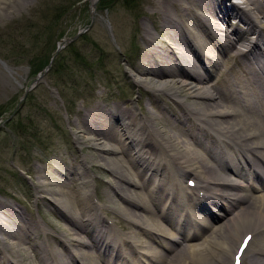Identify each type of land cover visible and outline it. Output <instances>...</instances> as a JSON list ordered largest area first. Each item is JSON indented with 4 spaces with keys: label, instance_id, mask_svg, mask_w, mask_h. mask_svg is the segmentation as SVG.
I'll return each mask as SVG.
<instances>
[{
    "label": "bare ground",
    "instance_id": "1",
    "mask_svg": "<svg viewBox=\"0 0 264 264\" xmlns=\"http://www.w3.org/2000/svg\"><path fill=\"white\" fill-rule=\"evenodd\" d=\"M10 2L0 0V11H9ZM152 6L160 23L152 33L146 28L142 64L132 75L152 90L155 110L141 115L119 105L97 106L87 115L92 122L78 125L85 143L96 150L80 163L99 161L111 174L110 209L126 224L118 226L97 211L105 205L94 183L78 190L72 181L75 171L64 172L60 164L54 166L56 173L39 168L37 190L59 208L65 226L56 228V246L37 242L44 230L24 211L3 205L0 264H233L245 233L256 230L264 238V193L238 192L248 185L228 176L231 165L220 156L237 165L241 160L264 165V94H258L264 90V0H153ZM232 19L236 25L229 32ZM235 88L242 92L236 98L229 94ZM214 137L220 145L213 144ZM84 174L78 176L82 187L90 178ZM187 174L195 175L196 189L205 192L195 202H212L224 212L219 223L205 225L190 215L185 224H175L167 215L174 207L172 193L184 191L176 181ZM244 201L247 205L237 211ZM96 225L108 233L101 229L97 234ZM192 227L204 231L190 236ZM260 246L251 250L262 256L256 264H264Z\"/></svg>",
    "mask_w": 264,
    "mask_h": 264
},
{
    "label": "rangeland",
    "instance_id": "2",
    "mask_svg": "<svg viewBox=\"0 0 264 264\" xmlns=\"http://www.w3.org/2000/svg\"><path fill=\"white\" fill-rule=\"evenodd\" d=\"M76 1L11 0L9 11H0V212L3 205L24 211L49 234L43 231L36 241L53 246L59 240L56 228L65 222L51 198L37 190L39 168L48 174L60 164L64 172L75 171L72 181L78 190L94 183L82 187L78 176L91 175L98 198L109 207L100 211L120 225L123 219L112 212L108 199L111 174L99 161L80 163L96 150L85 143L86 134L78 125L91 121L87 115L97 106L119 105L141 115L155 110L153 93L132 75L142 64L146 28L152 33L160 23L153 0H115L108 10L98 8L100 1ZM78 32L84 33L72 43L64 42ZM61 43L51 71L37 81L35 63L50 59ZM26 89L28 96L22 100ZM10 116L11 122H1ZM263 242L257 236L255 246ZM256 257L249 252L244 264H256Z\"/></svg>",
    "mask_w": 264,
    "mask_h": 264
},
{
    "label": "trees",
    "instance_id": "3",
    "mask_svg": "<svg viewBox=\"0 0 264 264\" xmlns=\"http://www.w3.org/2000/svg\"><path fill=\"white\" fill-rule=\"evenodd\" d=\"M114 1L115 0H101L100 5H99V8H101V9L102 8L103 9L110 8V6L113 5ZM73 50H75V48H73ZM47 63H48L47 58H45L43 61H40V62L35 63L34 68H32L33 69V72L34 73L35 72H39L40 70L43 69V67H45L47 65ZM58 64H61V63L58 62ZM1 114L2 113L0 112V116H1Z\"/></svg>",
    "mask_w": 264,
    "mask_h": 264
},
{
    "label": "snow or ice",
    "instance_id": "4",
    "mask_svg": "<svg viewBox=\"0 0 264 264\" xmlns=\"http://www.w3.org/2000/svg\"><path fill=\"white\" fill-rule=\"evenodd\" d=\"M248 239H251V237H249ZM247 245V240L245 241V246ZM237 264H239V257H237Z\"/></svg>",
    "mask_w": 264,
    "mask_h": 264
},
{
    "label": "water",
    "instance_id": "5",
    "mask_svg": "<svg viewBox=\"0 0 264 264\" xmlns=\"http://www.w3.org/2000/svg\"><path fill=\"white\" fill-rule=\"evenodd\" d=\"M50 66H51V65H49L48 68H50ZM48 68H47V69H48Z\"/></svg>",
    "mask_w": 264,
    "mask_h": 264
}]
</instances>
